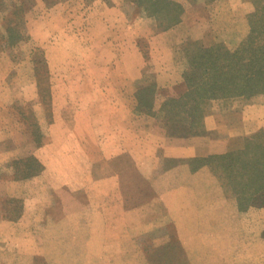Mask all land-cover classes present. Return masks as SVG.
I'll return each instance as SVG.
<instances>
[{
    "label": "rangeland",
    "instance_id": "rangeland-1",
    "mask_svg": "<svg viewBox=\"0 0 264 264\" xmlns=\"http://www.w3.org/2000/svg\"><path fill=\"white\" fill-rule=\"evenodd\" d=\"M111 5L117 13L126 15L128 34L135 35L134 27L140 26L136 43L144 58V84L136 100L142 105V126L146 131L158 127L176 137L184 135L182 120L186 114L180 111L174 119L165 101L178 100L189 89L194 63L197 70L196 64L204 62L207 50L232 54L247 39H258L264 29V0H0V182L5 185L0 186V211L4 216L11 211L20 215L22 197L28 194L37 200L40 197L45 206H51V212L60 215L61 208L54 204V173H43L41 166L27 158L40 164L34 147L50 143L46 135L49 129L53 132L48 124V90L53 89L59 101L69 94L55 87L62 84V78L70 84L69 75L61 77L55 69L69 67L66 58L87 54L88 46L95 48L93 39L70 37L92 26ZM40 20L50 27L55 39H39L43 31ZM252 24L259 32L251 30ZM63 49L65 59L60 57ZM165 67L169 76L158 72ZM73 80L82 86L85 77L77 74ZM203 80H192V88L200 89ZM162 85L164 91L169 87L168 92L160 91ZM75 94L82 100L86 97L85 89L79 88ZM198 104L203 112L201 123L205 115L213 114L221 117L225 127L215 136L223 144L220 152L208 155L212 156L209 165H200V157H192L156 162L153 167L145 166L143 173L129 167L121 171L125 218V212L116 209L110 220H103L102 211H95L94 219L88 221L91 208L85 199L89 189L73 198L71 193L65 194L70 200L65 205L69 217L62 221L43 219L37 224L46 250L35 255L3 251L0 264H264V195L253 198L251 190L241 188L239 180L235 185L228 183L225 168L217 158L242 150L248 140L261 145L258 153L264 152V95L216 96ZM223 112L228 115L222 117ZM82 118L84 125L63 127L87 133V117L78 120ZM54 130L60 131V127ZM242 134L246 135L240 137ZM78 175L85 179L88 172ZM37 177H46L44 196L36 194L32 184L29 189L25 185ZM179 183L190 188L184 195L190 197L185 209L160 200L147 203L155 193L163 194L168 186ZM148 184L157 188L150 189ZM71 227H75L74 236ZM87 229L98 234L109 230L110 235H106V241L100 235L88 242ZM87 243L91 250H86Z\"/></svg>",
    "mask_w": 264,
    "mask_h": 264
},
{
    "label": "crops",
    "instance_id": "crops-1",
    "mask_svg": "<svg viewBox=\"0 0 264 264\" xmlns=\"http://www.w3.org/2000/svg\"><path fill=\"white\" fill-rule=\"evenodd\" d=\"M109 7L110 9L100 13L92 26L89 24L83 29L84 32H77L70 37L76 40L93 39V46L96 49L93 47L92 50V47L88 46L90 49L87 54L81 52L77 56L66 58L69 67L55 69L57 75L61 77L69 75L70 84L64 83L66 78H62V84L55 86L57 91H68L69 94L64 95L59 101L54 90H48L51 108L48 124L53 132L49 129V133L46 134L50 138V143L46 142L45 146L34 147L33 150L42 172L54 173L53 187L57 194L54 204L56 203L62 211L60 215L51 212V206H45L44 200L40 197L37 200L35 195L30 194L22 197L20 215H15L11 211L12 216L10 212L4 216L0 211V252L32 253L31 255L44 252L46 249L40 242L42 231L37 228V224L43 219L62 221L69 217V209L65 205L70 203V200H66L63 196L65 194L71 193L73 198L80 195L83 189H89V192L86 191L89 195L85 199V203L91 208L88 221L94 219L95 211H102V219L110 220L116 209L118 212H125L122 216L125 218L127 208L120 193L121 171L126 172L129 167L143 173L145 166L153 167L152 164L156 162L187 160L192 157L205 158L214 152H220L223 143L218 142L215 136L216 134L218 136L225 127L219 120L221 117L217 115H205L202 120L203 132L192 136L168 135L158 127L154 131L144 129L143 113L140 111L142 105L136 100V94L144 84V58L136 43L137 29L140 26L134 27L135 35L128 34L126 15L120 11L117 13L113 5ZM39 25L43 30L39 39H55V36L51 37L48 30L50 27H45L44 21L40 20ZM65 56L63 49L60 57L65 59ZM158 72L161 76L163 74L169 76L168 67ZM77 74L85 77L82 86L73 80ZM79 88L86 91L84 100L79 94H75ZM160 88V91H164L165 87L162 85ZM168 88L166 87L164 92H168ZM39 105L42 104L39 102ZM225 113H222V117L228 115ZM84 116L87 117L89 125L87 133L79 134L80 130L74 133L64 128L74 123L84 125L83 118L78 120ZM54 127H60V131L54 130ZM243 135L246 134L240 137ZM81 172H88L87 178L80 179L78 173ZM97 172H100V175H96ZM33 179L35 180L25 185L29 189L32 184L34 192H37L36 194L41 192L44 196L43 185L46 177ZM3 184L1 181L0 186H5ZM148 187L156 189L157 185L148 184ZM149 188L146 191L148 194L151 192ZM185 193H190V188H186L185 184L171 185L163 194L155 193V196H151L147 203L154 204L160 200L165 204L169 202L172 205L179 204L185 209L190 199L184 198ZM1 199L3 198L0 197ZM71 228L70 233L74 236L75 227ZM91 229H87L88 242L92 241L93 237L100 238V235L103 241H106V235H110L109 230L98 234ZM86 250H91L88 243ZM92 250H95V247Z\"/></svg>",
    "mask_w": 264,
    "mask_h": 264
},
{
    "label": "trees",
    "instance_id": "trees-1",
    "mask_svg": "<svg viewBox=\"0 0 264 264\" xmlns=\"http://www.w3.org/2000/svg\"><path fill=\"white\" fill-rule=\"evenodd\" d=\"M160 1L162 0H158V2ZM167 3L173 8L176 7L172 2ZM262 11L264 12V10ZM259 13L262 12L259 11ZM258 29L252 24L251 30L259 32ZM259 34L258 39H247L232 54L223 51L224 53L219 55L207 50V55L203 57L204 62L200 60V63L196 64V71L194 70V63L192 73L188 77L189 89L182 98L165 101V104L168 105L167 110L174 114V119H178L177 115L180 114V111H184L186 114L182 120L184 122L182 127L184 126L185 129L182 130L181 134L187 136L201 132L203 112L202 107L198 104L200 100L216 96L264 95V29ZM205 63L206 67H203ZM202 78L204 79L202 87L200 89L192 88V80L200 81ZM183 99H187V101L184 102ZM260 148L261 145L256 144L254 140H248L242 150L217 156L225 168L224 176L228 183L235 185L239 180L241 188L248 187L253 198L264 195V152L258 153ZM211 158L212 156L200 158L199 164L209 165ZM27 159L40 166L35 159L31 157Z\"/></svg>",
    "mask_w": 264,
    "mask_h": 264
}]
</instances>
